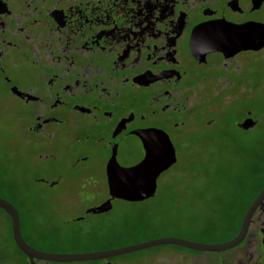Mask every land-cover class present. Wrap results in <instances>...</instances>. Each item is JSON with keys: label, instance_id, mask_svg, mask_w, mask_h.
I'll return each mask as SVG.
<instances>
[{"label": "flooded vegetation", "instance_id": "obj_1", "mask_svg": "<svg viewBox=\"0 0 264 264\" xmlns=\"http://www.w3.org/2000/svg\"><path fill=\"white\" fill-rule=\"evenodd\" d=\"M261 58L264 0H0V89L14 104L11 117L44 159L62 165L68 156L69 174L87 186L38 199L41 227L30 232L25 222L33 229L36 221L24 216L25 195L3 197L18 213L22 239L41 251L64 244L86 252L160 237L151 234L160 218L152 205L158 181L177 162L178 150L187 152L205 137L198 125H215L244 162L235 174L220 169L222 177L215 178L230 186L229 196L207 199L200 193L199 204L194 195L185 198L189 206L209 208L187 210L200 220L185 234L161 236L206 243L233 237L264 186V111L251 106L252 89L263 84L264 70L256 68ZM229 128L244 132L245 139L231 137ZM171 151L175 159L156 175L151 194L141 198L135 191L141 182L132 170H119L109 187L112 152L114 165L121 166V158L165 160ZM62 175L54 174L48 185ZM187 179L206 181L200 189L213 181ZM174 195H165L171 208L178 200ZM0 210L8 241L28 264L12 239L9 216ZM165 244L171 249L156 251L163 245L156 244L95 259L33 262L264 264V195L232 246L198 250Z\"/></svg>", "mask_w": 264, "mask_h": 264}, {"label": "rangeland", "instance_id": "obj_2", "mask_svg": "<svg viewBox=\"0 0 264 264\" xmlns=\"http://www.w3.org/2000/svg\"><path fill=\"white\" fill-rule=\"evenodd\" d=\"M256 68L260 71L264 70V58L257 61ZM261 81L263 82L262 85L252 89L253 101L251 106L254 111H264V78ZM13 105L10 98L0 89V195L15 200L21 199L25 195V207L27 208L24 216L34 218L36 221L33 229H29L30 223L25 222V229L30 232L41 227L39 215L42 213V205L38 206V204L43 201L38 199L49 198L57 193L82 191L87 186L81 187L78 184L80 181H77L75 175L69 174L68 163L71 159L67 155L63 154L67 157L63 158L66 161L62 165L57 163L55 158H43V152L38 150L36 143H33L30 138L32 136L11 117ZM197 128L205 137L197 139L187 152L178 150L177 162L164 172L158 181V196L152 200V205L160 218H158L157 226L151 232L153 237L176 232L185 234L186 230L198 223L199 219L197 216L188 213L187 210L209 208L204 204L199 207L197 205L189 206L184 203L187 201L185 198L194 195L191 198L199 204L198 194L200 193H203L207 199H221L229 196L230 186L225 185V183H218L215 178L222 177L219 174L222 172L220 169L229 172V174H235L237 172L235 168L244 162V154L229 146L228 137L217 132L215 125L208 127L198 125ZM229 132V135L234 136V138L237 137L239 142L245 139V133L236 128H229ZM59 148H67V145L60 144ZM37 153H40L41 156H38ZM43 165L48 166L43 168ZM57 172L63 173L61 180L57 184L49 186L48 180L53 178ZM208 176L212 177L213 181L210 182V185H206L205 189H200V187L202 186L201 183L206 181L199 182L187 179L189 177ZM167 177L170 178L166 179ZM99 186L102 185L99 184ZM169 193L177 194L173 197V199H178L173 201V208L170 207L172 200L165 196ZM7 224V218L0 210V258H4L0 264H27L26 260L18 255L17 250L8 241ZM170 247L163 244L154 249L165 251L171 249ZM52 249H54L53 252H72L76 248L62 244Z\"/></svg>", "mask_w": 264, "mask_h": 264}, {"label": "water", "instance_id": "obj_3", "mask_svg": "<svg viewBox=\"0 0 264 264\" xmlns=\"http://www.w3.org/2000/svg\"><path fill=\"white\" fill-rule=\"evenodd\" d=\"M258 45L255 47H258ZM249 119L250 118L246 117L243 120V123L248 121ZM121 143H124V141L122 140ZM132 153L136 154L138 153V151H132ZM114 154L115 153L112 152L109 158V161H108V165L106 167V171L108 173V179H109V182H108L109 187L111 184L110 178L115 173L119 172V170L121 171H124V170L131 171L132 170L135 172V174H137V176H140L138 183L140 182L141 183H140L139 188L135 191L141 194L140 196L141 198L146 195L151 194L154 191L156 175L161 170L165 169L175 159L173 157V151H171L169 158L165 160H156L153 158L147 159L146 157L141 158V159L140 158L138 159H135V158L122 159L121 158V166H120V164L118 163L114 165V162H116V160L113 159ZM263 195H264V186L260 189V191L254 197L253 201L249 204V206L243 213L238 232L230 239H227L221 242L206 243V242L188 240V239L177 237V236H160V237L143 240L141 242H137L131 245L122 246V247L120 246L116 248H109V249L96 250V251H86V252H47V251H41V250L35 249L34 247L27 244L20 235L19 218H18V213L15 207L8 200L0 196V208L9 216L11 235H12V239L15 245L23 254L27 256L28 264H34L33 258L55 260V261H70V260H75V259H95L99 257L114 255V254H118L121 252L146 247V246H151V245H156V244H165V243L177 244L180 246H184V247L191 248V249H198V250H218V249H222L225 247H229V246L234 245L241 239L244 233V230L246 228L249 215L252 209L259 202V200L261 199Z\"/></svg>", "mask_w": 264, "mask_h": 264}, {"label": "trees", "instance_id": "obj_4", "mask_svg": "<svg viewBox=\"0 0 264 264\" xmlns=\"http://www.w3.org/2000/svg\"><path fill=\"white\" fill-rule=\"evenodd\" d=\"M0 196L5 197V196H3V195H0ZM20 203H22V201H20Z\"/></svg>", "mask_w": 264, "mask_h": 264}]
</instances>
